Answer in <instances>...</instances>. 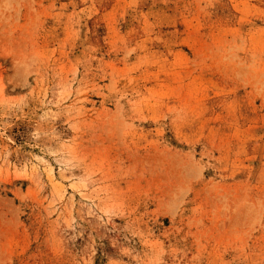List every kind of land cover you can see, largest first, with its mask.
Returning <instances> with one entry per match:
<instances>
[{
    "label": "rangeland",
    "instance_id": "rangeland-1",
    "mask_svg": "<svg viewBox=\"0 0 264 264\" xmlns=\"http://www.w3.org/2000/svg\"><path fill=\"white\" fill-rule=\"evenodd\" d=\"M0 264H264V0H0Z\"/></svg>",
    "mask_w": 264,
    "mask_h": 264
}]
</instances>
